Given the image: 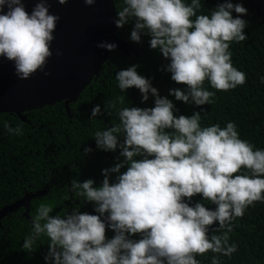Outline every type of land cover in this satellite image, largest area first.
I'll return each mask as SVG.
<instances>
[{"label": "clouds", "instance_id": "1", "mask_svg": "<svg viewBox=\"0 0 264 264\" xmlns=\"http://www.w3.org/2000/svg\"><path fill=\"white\" fill-rule=\"evenodd\" d=\"M56 2L65 5L68 0ZM83 4L92 7L95 0ZM49 7L46 0H38L26 11L23 0H0V58L12 64L18 80L37 72L48 75L44 68L60 19ZM201 7V0H120L113 20L117 29L132 22L129 39L134 43L142 35L150 37L149 47L168 60L164 70L170 79L186 86L183 91L170 89L168 95L196 106L210 105L215 95L205 89V80L217 91L245 82V74L232 65L229 45L246 39V21L240 18L246 9L230 0L208 14H197ZM96 47L113 51L116 45L100 42ZM259 79L264 84V77ZM115 80L121 93L134 87L142 103L151 95L154 106L122 107L123 95L104 104L105 113L115 115L118 123L95 131V146L106 152L119 149L123 162L102 170L99 187L88 179L73 180L69 189L93 203L98 215L73 209L68 215L50 216L53 205L41 202L30 217L22 250L31 252L44 237L45 264H200L195 257L209 251L230 257L237 250L229 243L232 221L253 202H264V149L240 139L233 122L223 128L202 127L200 113L174 116L172 102L159 97L135 65L117 71ZM99 114L100 106H93L90 120ZM0 127L22 135V126L12 127L6 119H0ZM89 151L84 149L85 154ZM125 166L110 184L109 174ZM196 194L214 209L200 202L189 206ZM214 222L213 233L220 234L209 236ZM106 227L114 233L111 239L105 238ZM133 234L139 239H131ZM210 264H220L217 255Z\"/></svg>", "mask_w": 264, "mask_h": 264}, {"label": "trees", "instance_id": "2", "mask_svg": "<svg viewBox=\"0 0 264 264\" xmlns=\"http://www.w3.org/2000/svg\"><path fill=\"white\" fill-rule=\"evenodd\" d=\"M223 2L201 0L202 7L197 14H208ZM230 2L239 3L246 9V14L240 17L246 21L243 30L246 39L229 45L232 65L245 74V82L228 91H217L205 80V89L215 93L210 105L183 103L168 95L170 89L183 91L186 86L170 79V73L164 70L168 60L149 47L150 37L142 35L138 43L130 41L133 25L129 22L119 29L114 25L112 35L119 45L107 53L98 74L91 77L72 99L46 103L23 112L0 114V119L8 120L10 126H22L20 136L8 134L0 127V210L24 199L21 205L0 218V264H45L46 238L42 237L31 252L21 248L23 238L30 230V217L41 202L53 205L50 216L68 215L73 209L98 215L93 203L77 198L69 189L73 180L83 183L91 179L93 186L99 187L104 179L102 170L123 162L119 149L106 152L95 146L94 132L118 123L115 115L105 113L104 104L115 102L123 95L122 107L144 109L154 106L151 95L142 103L141 94L134 87L121 93L115 80L117 71L137 66V74L150 81L158 96L172 102L174 116L190 117L193 112L200 113L202 127L218 124L223 128L227 122H233L240 139L250 142L254 149H264V84L259 79L264 77V0ZM119 6L120 0H111L114 19ZM237 15L232 13L233 18ZM95 105L100 106V114L90 120ZM118 139L122 143V137ZM85 148L90 149L87 154ZM126 167L119 173H110L109 183L126 171ZM65 195L69 199L63 200ZM197 202L209 209L215 207L202 201L199 194L188 201L189 206ZM216 227L215 222L209 226V236L220 234L213 233ZM113 235L106 227L105 238L111 239ZM228 235L229 243L236 244V252L225 257L209 251L195 257L200 264H210L213 255H217L220 264H264V202H253L248 206L241 217L232 221V231ZM130 238L139 239V236L133 234Z\"/></svg>", "mask_w": 264, "mask_h": 264}, {"label": "water", "instance_id": "3", "mask_svg": "<svg viewBox=\"0 0 264 264\" xmlns=\"http://www.w3.org/2000/svg\"><path fill=\"white\" fill-rule=\"evenodd\" d=\"M30 11L38 0H23ZM49 12L60 17L50 46L52 56L44 72H37L21 81L13 75L10 62L0 58V114L23 112L46 103L72 99L74 95L96 76L99 66L109 51L99 49L100 42L114 43L111 0H95L85 7L83 0H68L59 5L56 0H46ZM57 50L61 53L56 55ZM23 121L22 117H19ZM24 202V199L0 210V218Z\"/></svg>", "mask_w": 264, "mask_h": 264}]
</instances>
